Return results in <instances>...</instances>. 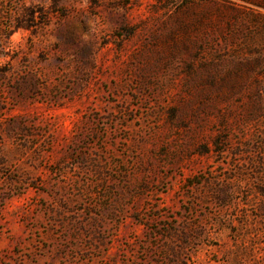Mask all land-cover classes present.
I'll return each instance as SVG.
<instances>
[{"label": "rangeland", "instance_id": "rangeland-1", "mask_svg": "<svg viewBox=\"0 0 264 264\" xmlns=\"http://www.w3.org/2000/svg\"><path fill=\"white\" fill-rule=\"evenodd\" d=\"M0 64V264H264V0H0Z\"/></svg>", "mask_w": 264, "mask_h": 264}, {"label": "trees", "instance_id": "trees-1", "mask_svg": "<svg viewBox=\"0 0 264 264\" xmlns=\"http://www.w3.org/2000/svg\"><path fill=\"white\" fill-rule=\"evenodd\" d=\"M54 3H56L58 0H52ZM28 18H33L34 17V11H31V10H29V12H28ZM36 19V18H35ZM37 21V20H36ZM18 27H23V28H25V29H31V27H33L32 25H30V24H23V25H20V24H16V25H14L13 26V28L15 29V28H18ZM1 65V64H0ZM4 72H2V74H3ZM0 75H1V73H0ZM262 163V162H261Z\"/></svg>", "mask_w": 264, "mask_h": 264}]
</instances>
